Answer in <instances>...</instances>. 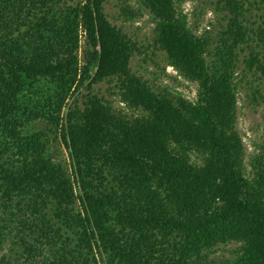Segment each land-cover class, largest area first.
<instances>
[{
	"label": "trees",
	"instance_id": "obj_1",
	"mask_svg": "<svg viewBox=\"0 0 264 264\" xmlns=\"http://www.w3.org/2000/svg\"><path fill=\"white\" fill-rule=\"evenodd\" d=\"M105 2L0 0V250L27 264H264V147L247 171L236 128L242 53L264 97V24L250 37L230 0L211 50L183 0H137L167 66L197 86L191 102L132 71L140 46Z\"/></svg>",
	"mask_w": 264,
	"mask_h": 264
},
{
	"label": "rangeland",
	"instance_id": "obj_2",
	"mask_svg": "<svg viewBox=\"0 0 264 264\" xmlns=\"http://www.w3.org/2000/svg\"><path fill=\"white\" fill-rule=\"evenodd\" d=\"M81 1L67 0V3L75 6ZM228 1L230 0H183L179 6L180 10L187 16L188 27L195 35L209 41L211 50H215L222 34L228 32L230 21L233 18L231 13L233 8L229 7ZM236 1L243 5L238 8L242 14L240 22L249 30V36L252 37L258 27H263L264 1ZM125 6H129L132 13H136L137 16L134 19L129 20L123 15L121 9ZM104 11L112 25L120 28L140 46L139 53L133 55L130 63L131 69L136 75L157 89H167L172 94L181 95L191 102L195 101L197 86L178 76L173 68L167 66L164 53L154 47L153 44L155 22L148 11L138 4L137 0H106ZM79 39L80 49L78 54L80 66L84 67L86 65V55L84 53L86 48L83 33H80ZM261 49L263 50V48ZM261 49L259 48L258 50ZM245 57L246 52L240 55L237 70L239 86L237 90L236 128L245 148L244 163L247 171H249L250 161L255 155L261 153L264 147V97L261 94L258 95L260 82L256 81V77L250 74L242 77ZM93 91L113 101L116 107H123L118 104V100L115 97L110 95V90H108L106 84L94 85ZM81 93L85 94V91L82 90ZM75 98H78V101L81 100L78 95H74L70 97L68 103ZM65 112L66 107L62 111L63 116ZM125 112L130 113L128 110H125ZM51 145L53 149L52 155L68 165L67 152L60 141L52 142ZM234 248L235 246H228L221 249L214 255L213 259L217 261L229 259ZM3 256L5 261L2 264H27L22 259H19L13 253V250L10 251L9 242L3 244L0 250V258Z\"/></svg>",
	"mask_w": 264,
	"mask_h": 264
}]
</instances>
